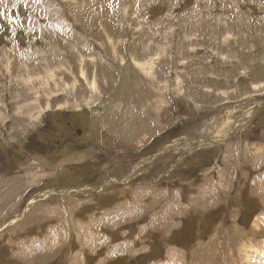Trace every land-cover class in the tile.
Returning a JSON list of instances; mask_svg holds the SVG:
<instances>
[{
	"label": "rangeland",
	"instance_id": "1",
	"mask_svg": "<svg viewBox=\"0 0 264 264\" xmlns=\"http://www.w3.org/2000/svg\"><path fill=\"white\" fill-rule=\"evenodd\" d=\"M0 264H264V0H0Z\"/></svg>",
	"mask_w": 264,
	"mask_h": 264
},
{
	"label": "water",
	"instance_id": "2",
	"mask_svg": "<svg viewBox=\"0 0 264 264\" xmlns=\"http://www.w3.org/2000/svg\"><path fill=\"white\" fill-rule=\"evenodd\" d=\"M236 129H234L233 131H235ZM230 135H233V132L230 133ZM217 143V142H216Z\"/></svg>",
	"mask_w": 264,
	"mask_h": 264
},
{
	"label": "bare ground",
	"instance_id": "3",
	"mask_svg": "<svg viewBox=\"0 0 264 264\" xmlns=\"http://www.w3.org/2000/svg\"><path fill=\"white\" fill-rule=\"evenodd\" d=\"M259 106H261V105H256L257 108H258Z\"/></svg>",
	"mask_w": 264,
	"mask_h": 264
}]
</instances>
